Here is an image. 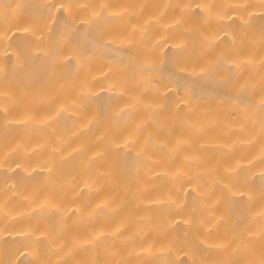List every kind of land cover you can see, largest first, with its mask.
Instances as JSON below:
<instances>
[{"label":"bare ground","instance_id":"6f19581e","mask_svg":"<svg viewBox=\"0 0 264 264\" xmlns=\"http://www.w3.org/2000/svg\"><path fill=\"white\" fill-rule=\"evenodd\" d=\"M0 264H264V0H0Z\"/></svg>","mask_w":264,"mask_h":264}]
</instances>
